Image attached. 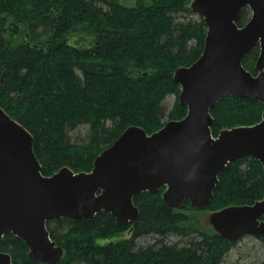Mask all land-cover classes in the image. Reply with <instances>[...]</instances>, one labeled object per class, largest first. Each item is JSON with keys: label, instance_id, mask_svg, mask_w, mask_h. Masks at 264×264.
Instances as JSON below:
<instances>
[{"label": "trees", "instance_id": "16d2710c", "mask_svg": "<svg viewBox=\"0 0 264 264\" xmlns=\"http://www.w3.org/2000/svg\"><path fill=\"white\" fill-rule=\"evenodd\" d=\"M191 2L0 0V107L33 137L43 176L64 167L89 172L128 127L150 135L185 116L174 72L199 58L206 35ZM249 16L241 9L237 25ZM258 54L255 46L242 59L253 75ZM263 109L259 102L222 98L210 110L212 136L258 123ZM162 193L135 197L138 217L131 224L119 225L104 212L48 221L50 238L63 249L58 264H239L234 254L259 261L239 248L242 239L233 243L192 225L190 205L173 209ZM263 196V167L242 157L219 174L204 209L251 205ZM125 232L128 238H116ZM0 251L11 264H44L30 261L25 243L12 235L0 240Z\"/></svg>", "mask_w": 264, "mask_h": 264}, {"label": "water", "instance_id": "95a60500", "mask_svg": "<svg viewBox=\"0 0 264 264\" xmlns=\"http://www.w3.org/2000/svg\"><path fill=\"white\" fill-rule=\"evenodd\" d=\"M242 8L251 16L239 27ZM191 9L202 17L206 35L199 58L174 72L185 116L150 135L128 127L94 159L89 172L64 167L43 176L33 137L0 107V240L12 235L25 243L30 261L58 264L63 249L49 236L50 220L104 212L119 225L134 223L138 209L133 199L161 189L163 202L173 209H183L185 203L203 209L229 163L251 157L264 172V109L254 125L224 129L216 137L210 131V110L222 98L264 107V0H193ZM257 45L252 75L242 59ZM209 222L230 242L246 236L264 241V196L251 205L213 212ZM0 264H11L8 253L0 252Z\"/></svg>", "mask_w": 264, "mask_h": 264}, {"label": "rangeland", "instance_id": "374dc122", "mask_svg": "<svg viewBox=\"0 0 264 264\" xmlns=\"http://www.w3.org/2000/svg\"><path fill=\"white\" fill-rule=\"evenodd\" d=\"M128 1H132V0H121V3H123L124 5H128ZM173 103H174V97L169 98L167 100V104L169 105L170 108L173 105ZM170 108H168V110H170ZM186 213L189 215V220H190L189 222L192 225L198 226L207 232H210L211 230H213L212 226L209 222L210 212L208 210H206V209H192V211H188ZM128 237H129V232H125L123 234H120L116 238L124 239V238H128ZM238 244H239V248L243 249L244 252H247V253L251 252L250 254L256 255L258 257L259 261L255 262V263L257 264L259 262V264H260V262L264 258V243L262 241H260L259 239L253 238V237H245ZM234 255H235V257L233 259L237 260L239 264H249L248 258H245L244 255L242 257L243 260H241V256L239 254L238 255L234 254ZM252 263L255 264L254 262H252Z\"/></svg>", "mask_w": 264, "mask_h": 264}, {"label": "bare ground", "instance_id": "6f19581e", "mask_svg": "<svg viewBox=\"0 0 264 264\" xmlns=\"http://www.w3.org/2000/svg\"><path fill=\"white\" fill-rule=\"evenodd\" d=\"M250 50H251V49H250ZM250 50H249V51H250Z\"/></svg>", "mask_w": 264, "mask_h": 264}]
</instances>
